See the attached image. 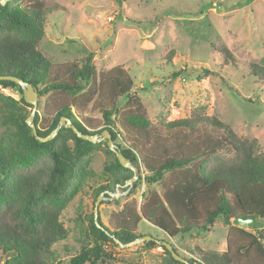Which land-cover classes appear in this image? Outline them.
Masks as SVG:
<instances>
[{"label":"trees","instance_id":"trees-1","mask_svg":"<svg viewBox=\"0 0 264 264\" xmlns=\"http://www.w3.org/2000/svg\"><path fill=\"white\" fill-rule=\"evenodd\" d=\"M24 1L0 5V76L22 79L45 98L38 107L41 115L37 112L34 118L38 135H50L61 118L86 135L108 131L138 171L130 194L142 181L146 184L141 205L136 200L126 202L111 214L109 227L98 220L104 230L96 225L94 213L88 217L81 250L68 264L114 261L113 253L120 248L115 240L128 244L145 236L138 233L143 220L170 238L210 232L221 220L227 230L226 251L196 247L192 258H183L189 264H264V228L233 224L238 218L264 223V153L259 141L238 137L230 125L204 109L187 118L153 123L125 67L98 70L92 53L81 62L54 66L39 49L52 11L46 5L50 0ZM219 52L225 61L235 62L225 46ZM186 73L179 70L172 78ZM250 73L264 80V57L251 63ZM8 89L21 98L4 94ZM30 109L33 106L25 102L19 85L0 80L1 264L55 263L53 247L69 235L60 220L62 213L87 181L105 183L96 191L98 198L114 193L134 176L121 166L107 141L93 144L65 127L53 140L37 141L26 123ZM101 150L113 161L96 174L89 165ZM161 243L154 239L141 247H162L161 264H185Z\"/></svg>","mask_w":264,"mask_h":264},{"label":"rangeland","instance_id":"rangeland-1","mask_svg":"<svg viewBox=\"0 0 264 264\" xmlns=\"http://www.w3.org/2000/svg\"><path fill=\"white\" fill-rule=\"evenodd\" d=\"M46 5L52 11L39 49L54 66L81 62L89 53L94 54L98 70L123 65L153 123L187 118L204 109L230 125L238 137L257 139L264 153V80L250 73L251 63L264 57V0H50ZM224 46L234 63L219 52ZM183 69L186 74L172 78ZM4 94L21 98L10 89ZM44 100L39 97L38 107ZM38 107L35 115H41ZM89 116L101 119L98 114ZM110 161L113 157L101 150L92 157L89 170L101 174ZM137 175L134 184L138 171ZM101 185H105L101 180L87 181L63 211L60 220L69 235L54 245L57 261L53 264H68L79 254ZM126 190L120 186L119 197L104 196L100 201L98 220L105 226L126 202L136 200L141 205L146 184H138L134 194H124ZM138 233L173 245L181 257L192 258L196 247L227 249V230L221 220L199 236L170 238L145 220ZM141 245L116 249L114 261L104 264H161L163 249L145 250Z\"/></svg>","mask_w":264,"mask_h":264},{"label":"water","instance_id":"water-1","mask_svg":"<svg viewBox=\"0 0 264 264\" xmlns=\"http://www.w3.org/2000/svg\"><path fill=\"white\" fill-rule=\"evenodd\" d=\"M10 1L11 0H0V5L6 6V4ZM0 80L12 81V82L16 83L17 85H19L22 88L25 102L27 104L33 106V111L30 114V116L27 118L26 123L32 129L33 135L35 136L37 141H39L41 143H45V142H49V141L53 140L57 136L59 130L63 127L72 129L78 138L89 141L93 144H99V143H103V142L107 141L109 149L117 155V158H118L121 166L124 168L130 169L131 171L134 172V176L131 179L127 180V182L123 186V187L127 188V190L124 192V194H128L131 191L134 182L138 178L136 168L132 165L130 160L126 159L122 155V153L118 149L117 145L114 143L111 134L108 131H104L100 135H86V134L79 132L78 129L72 124V122L69 119L61 118L59 125L50 135H48L47 137H41L38 135L36 125L34 124V116H35L36 109L38 107V99H39L38 90L36 88H34L30 83H27V82H25L22 79H19L17 77L0 76ZM119 187L120 186H118V189H119ZM118 189L115 193L106 192V194L109 197H113L114 195H117V197H119ZM104 195L105 194L102 193L98 196L97 201L95 203V213H94L95 223L102 230H104V228L99 224V221H98V207H99V203L103 199ZM233 224L235 226H239V227H243V228H249L252 226L264 228V223H260V222L256 221L255 219H252V218H249V219L238 218V219H235L233 221ZM151 240H154V238H152L150 236H143V237L138 238V239H136L133 242L128 243V244H122L119 240H115V241L120 246V248H130V247H134V246L143 244L146 241H151ZM161 245L164 246L172 254V256L175 260L182 262V263H185V264H189L186 259H184L180 255H178L174 251L173 245H171L169 243H165V242L161 243ZM196 264H198V263H196Z\"/></svg>","mask_w":264,"mask_h":264},{"label":"built area","instance_id":"built-area-1","mask_svg":"<svg viewBox=\"0 0 264 264\" xmlns=\"http://www.w3.org/2000/svg\"><path fill=\"white\" fill-rule=\"evenodd\" d=\"M160 249H162L161 247H159Z\"/></svg>","mask_w":264,"mask_h":264},{"label":"clouds","instance_id":"clouds-1","mask_svg":"<svg viewBox=\"0 0 264 264\" xmlns=\"http://www.w3.org/2000/svg\"><path fill=\"white\" fill-rule=\"evenodd\" d=\"M159 248V247H158ZM162 248V247H161ZM163 249V248H162Z\"/></svg>","mask_w":264,"mask_h":264}]
</instances>
